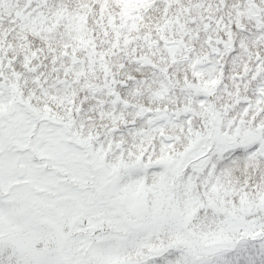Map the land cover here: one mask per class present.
<instances>
[{"label":"snow or ice","instance_id":"snow-or-ice-1","mask_svg":"<svg viewBox=\"0 0 264 264\" xmlns=\"http://www.w3.org/2000/svg\"><path fill=\"white\" fill-rule=\"evenodd\" d=\"M0 264H264V0H0Z\"/></svg>","mask_w":264,"mask_h":264}]
</instances>
